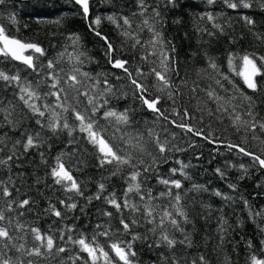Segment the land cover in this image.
I'll return each mask as SVG.
<instances>
[{
	"label": "trees",
	"instance_id": "1",
	"mask_svg": "<svg viewBox=\"0 0 264 264\" xmlns=\"http://www.w3.org/2000/svg\"><path fill=\"white\" fill-rule=\"evenodd\" d=\"M89 2V17L85 19L81 9L70 0H5L4 4H0V26L4 27L5 33L10 37L23 42H39L45 48L46 53L42 57L35 54L39 57V60L36 61L37 64L43 62L46 66L48 60H53L55 62L54 71L63 78L61 86L65 89L68 88V85L64 84V80L67 79L74 67H79L82 72L91 73L93 77L101 74L99 75L101 81L105 78L103 74H107L109 82L117 87L125 85L123 91L129 94L118 100L110 98L107 107L115 108L118 111L131 108L133 110L130 113L131 125L113 126V124H109L101 118L105 110L103 108L96 116L99 124L106 128L107 137L113 135L117 137L113 141L114 143L120 144L124 148L126 146L119 140V137L124 132H131L135 135L139 131L143 134L141 143L147 151L160 157L153 139L148 136V129H154L155 134L159 135L161 140L166 139L170 142L169 146L175 145L176 148L185 149L184 151L174 149L171 152H165L163 156L167 157V162L158 165L161 175L181 180L182 189H173V195L180 192L182 196L181 205L188 212L189 219L193 221L191 224L182 225L185 231L190 234L192 246L186 247L178 244L174 250L181 264H193V261L199 264L200 255H204L209 264H252L251 257L253 255L258 259H264V244H262L264 241V168L255 164L250 157L238 153L235 149L227 148L228 142L241 143L244 136L243 132L237 133L231 127L227 117L221 123L214 116L210 117L205 112L198 110V108L204 107L198 101H208L207 106L215 109L216 105L209 101L206 95L210 88L215 89L220 95L227 96L233 94V84L240 91H244L254 98L259 95L261 99H264V92L253 93L246 88L242 77L237 75L242 70V62L239 59L234 60L235 67L233 69H230L228 64L230 53L237 56H242L245 53L255 54L257 57L264 56V10H261L259 4H254L251 8L237 7L232 9L227 6L225 0H214L211 4L208 0H177L175 7L171 5L166 7L162 0H145L150 7L141 15L137 0H89ZM154 7H158L163 18L162 23L156 25L157 29L162 31L166 40H171L176 45L181 68L188 71L187 85H181L179 79L173 76L174 82L179 85L180 93L175 104L167 98L166 93L152 90L153 95L162 96V110H167L165 115L168 116V120L163 118L156 120L151 111L141 106L139 99H133L131 87L128 86L129 82L125 74L122 70L113 68L109 63L105 41L100 36L95 35V32L89 27V24L96 17H100V25L98 27L93 25V27H96V30L112 43L114 49L112 59L127 60L129 64L126 66H129L130 70L139 67L144 73H150L153 67H157L159 70V61L157 56L149 55L154 51L148 43L153 34L143 25V21L148 19L149 24L153 23L152 9ZM209 14L214 18L212 21L207 19ZM110 15L116 18L117 23L121 25L120 28L107 19ZM245 16L252 18L255 24L248 25L243 19ZM123 17L129 18L131 21L130 28L123 25ZM213 24L222 25L223 33L213 27ZM125 30L131 36H122L121 32ZM209 32L214 33V35L210 36ZM73 33L80 37L79 44L76 46L69 39L70 34ZM257 34L261 38H257ZM132 37L140 40V44H137L135 48L132 47L135 43V39ZM81 51L91 58L82 65L77 63L75 59ZM60 53L64 54L63 57L59 55ZM25 54H30V52ZM142 57H147V60L142 59ZM209 57L219 66L218 73L220 75L209 67ZM81 59L85 58L81 57ZM257 63H260L259 60ZM197 69H206V72L197 76ZM0 70L10 75L19 72L22 80L26 78L28 81H32L33 85L37 80L47 81L41 83L38 89L41 99L35 103L41 106L43 104L55 106V97L44 95L50 91L48 85L52 82L47 80L46 73L53 70L44 67L40 75L37 76L21 62L3 55H0ZM223 75H227L233 84L223 80ZM116 76H120L122 79L116 80ZM78 78L83 79L82 77ZM216 79H221L229 92H224L215 83ZM257 80H264V75L258 76ZM154 82V75H149L148 83ZM100 88H104L103 83H101ZM192 88H196L195 93L191 91ZM18 91L19 89L15 85L5 86V82L0 81V100L3 101V106H8L11 102L16 106L18 113L21 111L28 113V110L18 99ZM77 99L80 101L79 104H77ZM67 104L77 107L78 110L87 107L86 98L83 96L74 98V93L71 90H69ZM173 107L180 115L172 113ZM184 108H188L194 119L183 117ZM55 110L61 112L60 108ZM259 111L260 117H264V104H259ZM61 114L67 118L69 124L78 123L74 119L71 108L67 113L61 112ZM49 115L50 113L46 112L45 121ZM28 116L29 119L15 132L9 131L7 128H0V135L8 131V135L13 141L20 138L21 132L25 128L42 131L47 139V143L40 148L30 149L19 160L14 158L13 161L9 162L11 164L10 170L8 167L0 165V181L11 187L9 181V177H11L15 181L16 187L20 188L19 196L14 190L12 197L5 198L0 195V211H3L6 217L5 221L0 222V224L9 228L10 234L13 236V243L17 247L20 244L24 245V249L17 251L11 246L9 249H4L3 245L0 244V253H6V256L12 259L13 264H21V262L27 264L29 260L33 261V264H93L87 252L81 251L79 245L68 241L69 234L73 239H79L83 234L88 242H91L95 236V244H99L109 253L110 264H123L111 250L110 244L119 240H130L131 235L123 234L122 226L119 224L121 214L107 204L104 197H108L112 193H115L118 200L123 197L127 184L122 177L126 176L131 169L126 168L119 177H110L113 166L107 165L104 169L93 167L91 165L94 164V158L89 159L90 166L83 168L77 163L80 153L84 149H87L89 153L94 152L92 146L84 139L85 134L78 131L73 133L77 143L70 145L68 143L70 137L66 132L53 136L46 129L41 130L35 124V118L31 117L30 113ZM201 117H203L202 120ZM171 121H176L177 124L188 123L196 128H203L206 134L211 131L214 133L213 138L218 136L223 143H209L200 137L187 133ZM116 127H120L121 130L116 131ZM257 134H260L259 129H257ZM247 135L248 144L243 146H250L251 151L261 154L260 149L264 145H260L259 141L252 140L251 133ZM190 144H194V146L189 147ZM11 147L12 142L8 141L7 148L4 152H0V157L10 155L9 149ZM22 151L23 149L19 148L17 155H20ZM74 151L76 155H67ZM40 152L45 153L44 159L47 164L41 161ZM61 152L66 153L64 163L66 167L73 169L72 175L80 181H84L82 185L84 197L75 196L74 193H65L60 185L54 184L49 175V166H55V157ZM135 155L140 156L141 154L135 153ZM143 158L146 161L150 160L147 155H144ZM178 161L191 165L185 169L190 178L186 179L179 171L174 176L170 173L171 168L179 169L181 167ZM17 165L20 166L17 167ZM240 165H244V169H241ZM76 168H82V170L76 171ZM217 169H220L224 175L221 176L216 171ZM18 173H24L25 183H21L17 176ZM37 177L42 178V182L39 184L35 182ZM151 177L147 181L146 187H151L152 195L158 196L160 191L166 190L165 186L157 183L155 174H151ZM100 182L105 183L106 191L100 200L93 199L91 204H88L85 197L94 196ZM193 184L203 185L207 191H191ZM229 185H235V189ZM216 191H219L222 196H216L214 194ZM67 196H73L74 201H68ZM28 197H32L36 201L35 205H31L32 211H27V208H17L15 204L12 206V211L8 210L6 200L13 198L23 200ZM131 197L134 202L141 203V207L143 206L138 196L133 193ZM223 197H231V199H224ZM61 199H65L66 203L76 202L77 209L68 211L66 206L59 204ZM245 200L248 202L247 206L244 203ZM50 203L66 215L63 218H58L50 212H45L44 210L49 208ZM153 203L159 205L156 212L161 213L164 207H169L175 202L170 197H162L154 200ZM81 207H85L83 213L80 211ZM104 211L112 212V217L103 216L102 212ZM20 212H24V215L20 216ZM255 212L262 214L257 216L254 215ZM123 216L129 218V212L125 210ZM221 218L227 221L226 234L219 231ZM17 222L24 225L22 230L16 228ZM97 223L104 227L96 229ZM33 227L39 228L42 233L52 235L56 239V243L65 247L66 251L58 254L53 252L52 255L28 256L27 251L39 243L34 240V234L30 231ZM69 227L73 229L71 233L67 230ZM148 227L151 225H147L141 220V224L134 226L133 231L143 234ZM105 229L109 231L108 236L96 235L97 232ZM61 230H63L64 240L59 239L62 234ZM174 235L178 240L183 239L180 232H174ZM221 235L226 236L222 245L219 239ZM249 241L251 247H249ZM95 244H93L94 247ZM133 248L137 251L135 258L137 264H153L154 261H157L160 252L169 254L165 248H154L149 251L145 244L140 241L135 242ZM97 255L99 256V252ZM96 264H106V261L101 256Z\"/></svg>",
	"mask_w": 264,
	"mask_h": 264
},
{
	"label": "snow or ice",
	"instance_id": "2",
	"mask_svg": "<svg viewBox=\"0 0 264 264\" xmlns=\"http://www.w3.org/2000/svg\"><path fill=\"white\" fill-rule=\"evenodd\" d=\"M164 5L167 7L171 5L176 6L177 0H162ZM211 4L214 0H208ZM5 0H0V4H4ZM75 3L80 6L82 9V14L85 19L88 18L90 2L89 0H75ZM137 3L141 9V15L147 11L150 5L146 4L145 0H137ZM225 3L229 8L236 9L237 7L251 8L254 4H259L261 10H264V0H225ZM153 11V23L149 24V20L145 19L143 25L152 32V39L148 42L151 47L154 49L149 55L157 56L159 61V70L157 67H153L150 73H144L139 67L132 68L130 70L127 60L123 59H112V53L114 52L112 43L108 40L106 36H102L99 31L96 30L101 23V18L96 17L89 27L92 31L95 32V35L100 36L107 45V55L109 56V63L115 69H120L125 74L131 87V93L133 99H139L141 106L148 111H151L156 120L163 118L168 120V116L165 115V111L162 110V96L153 95V89L156 92L166 93L167 98L173 101V104L176 103V98L180 95L179 85H177L173 76L179 79L181 85H187L188 81L186 77L188 76L187 70H182L181 61L179 59V51L176 45L171 40H166L163 36L162 31L158 30L156 25L162 23V16L158 7H154ZM203 18V17H202ZM107 19L114 24H117V27L120 28L121 25L117 23V20L114 16H108ZM123 25L131 27V21L127 17H123ZM207 19L212 21L214 18L212 15H207ZM245 22L248 25H254L255 21L245 16L243 17ZM179 23V21H176ZM95 25L96 27H93ZM218 31L223 33V26L219 24H213ZM210 36L214 33L209 32ZM122 36L129 37L131 34L128 31H122ZM135 39V43L132 45L133 48L137 44H140V40ZM257 38H261L257 34ZM69 39L72 40L74 46L79 44L80 37L78 34H70ZM0 55L5 57H10L12 60L19 61L24 64L28 69H31L32 72L36 73L37 76L40 75L42 68L46 67L49 71L46 73L47 80H51V84L48 85L50 91L45 93V96H53L56 99V104H43L37 105L35 101L41 99V94L38 89L42 82L46 83L44 80H37L35 85L32 81H28L26 78L22 80V77L19 72L15 74H8L7 72L0 70V81L5 82V86L15 85L19 91L17 93L18 99L23 103L24 107L28 110V113L31 114V117L35 118V124L40 127L41 130H47L52 133L53 136H57L61 132H66L70 137L68 143L75 144L77 143L76 138L73 136V133L80 132L85 134L84 139L88 144L92 146L94 152L89 153L87 149H84L80 153V158L77 163L82 165L83 168H86L89 165V159L94 158V164L91 166L104 169L105 166H113V170L110 173V177H119L124 172V170L131 169L126 176L122 178L125 180L127 187L124 189L123 197L117 199L115 193L110 194L108 197H104V200L107 204L111 205L116 209L117 213L121 214L119 224L122 226L123 234L131 235V239L124 241L119 240L110 244L111 250L115 253L116 257L119 258V261H122L123 264H137L136 257L137 251L133 248V244L137 241L142 242L148 248L149 251L155 249L165 248L169 251V254L166 255L164 252L158 254L157 261H154L153 264H181L180 259L177 258L176 246L184 245L186 247L192 246V240L190 234L185 231L182 225L191 224L193 221L189 219V214L185 208L181 205L182 196L180 192H176L173 195V189H182L183 185L181 180L172 179L170 177H165L159 173L158 165L161 163L167 162V157H164L165 152H171L174 149L176 151H184L185 149L176 148L175 145L169 146L168 140H161L159 135L155 134L154 129H148V136L153 139V142L158 149L160 157L153 155L151 152H148L144 145L141 143L143 139V134L139 131L133 135L131 132H124L119 140L123 142L126 146L122 148L120 144L114 143L117 139L115 135L107 137V130L104 126L99 124L98 119H96L97 113L101 109H105L102 114V119L107 121L113 126H129L132 123L130 113L133 111L131 108H125L123 111H118L115 108H108L107 105L110 102V98L120 99L126 97L129 93L123 91L125 85H120L119 87L111 84L107 78V74L104 75L103 81L99 79V75L93 77L89 72H82L79 67H74L72 72L67 76V79L64 80V84L68 85V88L65 89L61 86V80L63 79L58 72L54 71L55 62L53 60H48L46 66L43 62H40L38 65L36 61L39 60V57L35 54H39L40 57L45 56L46 50L41 46L39 42H23L14 37H10L5 33L3 26H0ZM30 52V54H25ZM63 57V53L59 54ZM195 55V53H193ZM205 55H207L205 53ZM84 57L85 59H81ZM77 63L84 64L86 60L91 58L83 51L79 52L75 57ZM142 59L147 60V57H142ZM209 59V67L214 71H217L219 66L212 58ZM239 59L242 64V70L237 73L242 77L244 85L247 89L251 90L253 93L259 94L264 92V80L258 81L257 77L264 75V56H255V54L245 53L242 56H237L234 53H230L228 57L229 68L233 69L235 67L234 60ZM259 60V64L257 61ZM155 63V62H154ZM62 71V69H61ZM183 71V74H182ZM206 72V69H197L196 75L200 76L201 73ZM149 75H154L155 82L152 84L148 83ZM78 77H82L80 79ZM116 80L122 79L120 76L115 77ZM222 79L228 81L229 84H233L229 80L227 75H223ZM91 81V83H88ZM103 83L104 88L101 89L100 85ZM215 83L219 85L224 92H229L228 88H225L224 84L221 82V79H216ZM83 89V90H82ZM69 90L74 93V98L83 96L86 98L87 107L83 110H78L77 107L70 106L67 104ZM193 93L196 92V88H192ZM63 94V96H62ZM209 101H212L216 107L215 109L209 108L208 101H198L204 105L203 108H198L199 111L205 112L208 116H214L216 120L223 122V119L227 117L230 121L231 127L237 133H244L241 143L228 142V149H235L238 153L250 157L255 164H258L261 168H264V147H261L260 153L250 150V146L245 147L243 145L248 144V133H251V139L254 141H259L260 145H264V117H260L259 104H264V99H261L259 95L255 98L252 95H248L244 91H240L233 84V94L232 95H220L216 92L215 89L208 90L206 92ZM80 101L77 99V104ZM158 105H160L158 107ZM56 108H60L62 113H67L71 108L75 121L78 123L75 125L69 124L66 117H63L61 112H56ZM43 109V110H42ZM172 113L175 115H180L177 112L176 108L171 109ZM46 112L50 113L47 120L45 121ZM28 113L17 112L16 106L9 102L8 106H3V101L0 100V128H7L9 131L15 132L19 130L20 126L29 119ZM183 117L187 119H194V117L189 113L188 108H184ZM257 117H260L257 119ZM203 117H201V120ZM177 127L185 130L187 133H191L193 136L200 137L209 143H223L220 137H215L214 133L211 131L207 134L204 132L203 128H196L194 125L188 123H179L176 121H171ZM210 127V126H209ZM257 129H259L260 134H257ZM120 127H116V131H120ZM227 131V129H225ZM12 142V147L9 149L10 155L6 157H0V165L8 167L11 169V164L9 162L13 161L14 158L19 160L21 156L27 154L30 149H38L44 144L47 143V139L43 135L42 131H33L28 128H25L21 132L20 138L15 139L14 141L8 135V131H5L0 135V152H4L7 148V142ZM19 146V147H18ZM194 144H190L189 147H193ZM51 147V145H49ZM19 148H22L23 151L20 155H17ZM135 153H140V156L135 155ZM66 153L61 152L55 157V166L50 167L49 175L52 177L54 184L60 185L65 193H74L75 196L84 197V191L82 185L84 181H80L77 177L72 175V170L65 166L64 156ZM67 155H76V152L69 153ZM147 155L150 157V160L146 161L143 156ZM41 161L47 164V161L44 159L45 153L40 152ZM161 157H163L161 159ZM181 167L179 169L171 168L169 171L174 176L178 171L186 179L188 177L185 169L189 168L190 164H184L179 162ZM20 165H17L19 167ZM241 169H244V165H240ZM76 171H81L82 168H76ZM221 176L224 173L220 169L216 170ZM246 171V169H245ZM151 174H155V178L158 184L165 186V191H160L158 196L152 195V188L146 187L147 181L152 178ZM18 178H20L21 183H25L24 173H18ZM10 186L5 185L3 181H0V195L5 198L13 196V190L16 192L17 196L20 194V188L16 187L15 181L9 177ZM37 184L42 182V178L37 177ZM229 187L235 189V185H229ZM191 191L199 192L201 190L207 191L203 185L193 184ZM106 191L105 183H98L97 192L94 196L85 197L88 204H91L92 200H100L102 195ZM138 196L141 203L134 202L132 200L131 194ZM216 196H222L219 191L214 193ZM162 197H170L175 203L169 205V207H164L161 213H157L156 209L159 205L153 203L154 200H157ZM224 199H231V197H223ZM68 201H74L73 196H67ZM8 210H13V204L17 208L25 209L27 211H32L31 205H35L36 201L32 197L25 198L23 200H18L13 198L11 200H6ZM245 205H248V202L244 201ZM60 205L66 206L68 211H74L77 209L78 205L76 202L66 203L65 199L59 200ZM207 207V206H205ZM171 208V210H169ZM127 210L129 212V218L123 216V212ZM45 212H50L58 218H63L66 213H63L61 210L57 209L54 204H49V208L44 210ZM80 211L83 213L85 207H81ZM139 213L140 215H134ZM261 212H255L254 215H261ZM20 216L24 215V212L19 213ZM103 216L112 217L113 213L110 211L102 212ZM6 217L3 211H0V222L5 221ZM78 219V217H77ZM141 220L145 224L151 225L145 229L144 233L134 232L133 227L141 224ZM11 223V221H9ZM227 221L221 218V224L219 231L221 233H227ZM96 229H101L104 226L97 223ZM16 228L22 230L24 228L23 224L17 222ZM68 232L71 233L73 229L69 227ZM30 231L34 234V240L39 242L33 248L27 251L28 256H44L52 255L55 253H63L66 251L65 247L59 246L56 243V239L49 235L48 233H42L39 228L33 227ZM59 239L64 240L63 230ZM174 232H180L183 236V239H177L174 235ZM96 235L108 236L109 231L107 229L99 231ZM226 236H220V244L222 245L225 241ZM68 241L73 244L80 246L81 251L87 252L89 257H91L93 264H96V261L102 256L106 261V264H110L109 253L104 250L99 244H95V236L91 242H88L86 238L81 234L79 239H73L69 234ZM0 244L3 245L4 249H9V247L16 248L17 251L24 249V245L20 244L17 247L13 243V236L10 234L9 228L0 224ZM95 244V247L93 246ZM264 244V241H262ZM249 247H251V242L249 241ZM99 252V256L97 255ZM252 264H264V259H258L255 255L251 257ZM0 264H13V261L10 257L6 256V253H0ZM23 264V262H21ZM27 264H33V261L29 260ZM193 264H197L196 261H193ZM199 264H209V261L205 258L204 255L199 256Z\"/></svg>",
	"mask_w": 264,
	"mask_h": 264
},
{
	"label": "water",
	"instance_id": "3",
	"mask_svg": "<svg viewBox=\"0 0 264 264\" xmlns=\"http://www.w3.org/2000/svg\"><path fill=\"white\" fill-rule=\"evenodd\" d=\"M70 1L73 2L76 6H78L80 8V6L75 3V0H70ZM81 11H82V9H81ZM88 17H89V15H88ZM1 47H2V45H1ZM17 62H19V61H17ZM118 70H120V69H118Z\"/></svg>",
	"mask_w": 264,
	"mask_h": 264
},
{
	"label": "flooded vegetation",
	"instance_id": "4",
	"mask_svg": "<svg viewBox=\"0 0 264 264\" xmlns=\"http://www.w3.org/2000/svg\"><path fill=\"white\" fill-rule=\"evenodd\" d=\"M1 47V46H0Z\"/></svg>",
	"mask_w": 264,
	"mask_h": 264
}]
</instances>
